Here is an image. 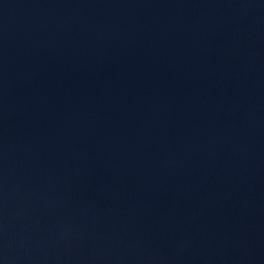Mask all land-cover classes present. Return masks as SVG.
Here are the masks:
<instances>
[{"label":"water","instance_id":"obj_1","mask_svg":"<svg viewBox=\"0 0 264 264\" xmlns=\"http://www.w3.org/2000/svg\"><path fill=\"white\" fill-rule=\"evenodd\" d=\"M0 264H264V0H0Z\"/></svg>","mask_w":264,"mask_h":264}]
</instances>
